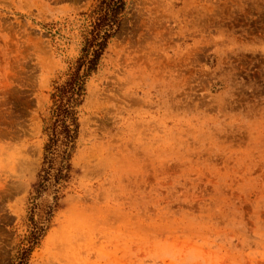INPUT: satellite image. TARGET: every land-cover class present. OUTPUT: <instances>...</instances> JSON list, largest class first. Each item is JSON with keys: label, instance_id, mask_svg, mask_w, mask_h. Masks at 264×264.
Here are the masks:
<instances>
[{"label": "rangeland", "instance_id": "rangeland-1", "mask_svg": "<svg viewBox=\"0 0 264 264\" xmlns=\"http://www.w3.org/2000/svg\"><path fill=\"white\" fill-rule=\"evenodd\" d=\"M125 2L28 264H264V0ZM96 3L0 0V264L52 203V95Z\"/></svg>", "mask_w": 264, "mask_h": 264}, {"label": "trees", "instance_id": "trees-1", "mask_svg": "<svg viewBox=\"0 0 264 264\" xmlns=\"http://www.w3.org/2000/svg\"><path fill=\"white\" fill-rule=\"evenodd\" d=\"M125 8V0H97L89 14L91 20L83 35L80 54L63 83L55 87L50 125L45 129L48 135L45 150L50 157L46 155L48 166L42 171L44 175L40 176L41 181L37 187L38 190L45 188L44 191L51 192L53 204L45 206L43 214H38V219L34 218V209L31 210L29 235L24 238V246L17 251L9 264H28L34 246L47 231L45 223L49 222L53 208L57 206L56 187L69 178V159L79 128L75 108L82 101L85 79L96 69L109 39L120 25ZM34 206L33 208H38V205Z\"/></svg>", "mask_w": 264, "mask_h": 264}]
</instances>
